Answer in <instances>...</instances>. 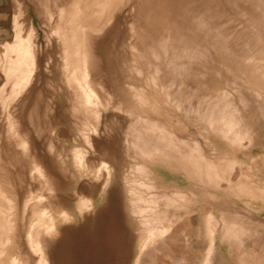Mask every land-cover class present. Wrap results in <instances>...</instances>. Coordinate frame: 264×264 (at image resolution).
<instances>
[{"label":"rangeland","instance_id":"rangeland-1","mask_svg":"<svg viewBox=\"0 0 264 264\" xmlns=\"http://www.w3.org/2000/svg\"><path fill=\"white\" fill-rule=\"evenodd\" d=\"M76 1L99 0H0V180L25 256L246 264L264 251V0H113L71 23Z\"/></svg>","mask_w":264,"mask_h":264},{"label":"bare ground","instance_id":"bare-ground-1","mask_svg":"<svg viewBox=\"0 0 264 264\" xmlns=\"http://www.w3.org/2000/svg\"><path fill=\"white\" fill-rule=\"evenodd\" d=\"M113 0H99L97 3L93 4V6L89 5V4H83L81 2L76 1L74 3V6L71 8V10L69 11V18L68 21L72 23V20H74V18H76L77 16H85L88 14L98 17L100 19H102L105 10L108 9V7L110 6L111 2ZM114 2V1H113ZM85 25V23H84ZM86 26V25H85ZM84 26V27H85ZM79 29H83L82 24H79ZM70 35L66 34L65 35V39L67 41H69L70 39ZM19 44L24 47L20 48L23 50H19L21 51L19 53V55L17 56L18 59H24L25 57H28V52H29V42L28 41H24L22 40V38H20ZM81 46H78L77 51L79 53V51L81 52ZM84 49V48H83ZM85 50V49H84ZM84 56V55H83ZM84 60V59H83ZM25 63V62H24ZM27 69V68H26ZM85 73V72H84ZM28 74V73H27ZM19 75V74H18ZM21 76V75H20ZM13 80V79H12ZM5 84V83H4ZM85 84V83H84ZM7 85V84H6ZM88 85V84H87ZM79 86V85H78ZM85 86V85H84ZM89 87V86H88ZM83 88V87H82ZM81 88V89H82ZM86 88V87H85ZM80 89V91H81ZM84 89V88H83ZM87 89V88H86ZM85 92V89L83 90ZM82 93V92H81ZM85 94L86 97L87 96H91L88 95V93L86 92ZM85 94L83 95L85 97ZM85 97V98H86ZM9 98V97H8ZM89 98V97H88ZM86 100H89V99ZM8 100V99H7ZM85 100V99H84ZM92 101V100H89ZM88 102V101H87ZM89 103V102H88ZM87 103V105H88ZM21 140V139H20ZM24 143V142H23ZM21 145L23 146V144L21 143ZM20 145V146H21ZM23 148V147H22ZM26 148V147H25ZM24 148V149H25ZM35 170H39V168L37 166L34 167ZM33 170V171H35ZM6 171V170H5ZM32 171V172H33ZM38 173V172H37ZM4 174V173H3ZM39 174V173H38ZM13 182V181H12ZM210 182V181H209ZM17 193V192H16ZM13 190V188H11V186L5 181V180H0V264H31V260L29 258H27L23 252V250L21 249L22 245L19 241L20 238V231L18 229V222H19V217H18V208L20 207V201L19 198ZM32 200V199H31ZM30 200V201H31ZM27 204L29 203V200L26 202ZM26 204V205H27ZM25 205V207H27ZM25 209V208H24ZM23 209V210H24ZM22 210V209H21ZM44 210V209H42ZM37 211V210H36ZM24 212V211H23ZM42 212V211H41ZM44 212V211H43ZM45 214L47 212H44ZM35 214V213H34ZM41 215V214H39ZM47 215V214H46ZM43 215H41L40 217H42ZM46 217V216H44ZM23 218V217H22ZM32 218V217H31ZM38 219V218H37ZM36 219V220H37ZM43 219V218H41ZM40 219V220H41ZM48 219V218H47ZM35 220V221H36ZM49 220V219H48ZM32 221V220H31ZM25 222V221H24ZM42 222V221H41ZM39 222V220H37V223L32 222L31 226H30V230L28 233V245L31 249V251L35 254H39L42 251V244L40 242V235H39V227L38 225L43 224L42 228H46L47 231L50 232V229H52L51 227V223L49 222H45L44 221L41 223ZM50 223V224H49ZM23 224V223H22ZM25 226V224H24ZM20 227V226H19ZM44 230V229H43ZM46 231V232H47ZM43 234H45L43 232ZM213 234V233H212ZM212 237V236H211ZM22 239V238H21ZM22 241V240H21ZM209 254V253H208ZM143 256V255H142ZM207 256V255H206ZM205 257V256H204ZM31 258V257H30ZM249 258V257H247ZM263 258V257H262ZM203 259V258H202ZM206 259V257H205ZM42 261V258H41ZM40 261V262H41ZM201 261V259H200ZM145 262V261H144ZM146 263V262H145ZM203 263V262H202ZM205 263V262H204Z\"/></svg>","mask_w":264,"mask_h":264},{"label":"crops","instance_id":"crops-1","mask_svg":"<svg viewBox=\"0 0 264 264\" xmlns=\"http://www.w3.org/2000/svg\"><path fill=\"white\" fill-rule=\"evenodd\" d=\"M256 221H257V223H262V225H264V220L263 219H260L258 216L256 217ZM259 241V240H258ZM259 243V242H258ZM261 246V245H260ZM257 248H259V244H258V247ZM258 251V250H257ZM183 252H184V250H183V247L181 248L180 247V250H179V248H178V251H177V260H178V258H179V256H183ZM264 254V251H262V250H260V252H256V253H252V255H251V257L250 258H248L247 260H246V264H250L249 263V261L250 260H254L256 263H254V264H262L261 263V261H259L260 259H262V255ZM249 256V255H248ZM247 256V257H248ZM246 257V258H247ZM243 259V258H242ZM263 262V261H262ZM251 264H253V263H251Z\"/></svg>","mask_w":264,"mask_h":264}]
</instances>
